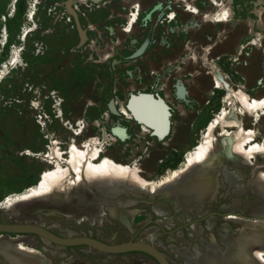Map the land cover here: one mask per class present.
<instances>
[{
  "label": "rangeland",
  "instance_id": "rangeland-1",
  "mask_svg": "<svg viewBox=\"0 0 264 264\" xmlns=\"http://www.w3.org/2000/svg\"><path fill=\"white\" fill-rule=\"evenodd\" d=\"M218 1L221 5L212 0H0V73H4L0 80V201L36 185L42 172L55 164V152L67 149L73 139L85 149L84 142L94 137L104 150L102 156L135 164L145 179H158L183 162L185 151L220 112L227 90L241 88L252 98L264 97V0ZM190 5L199 13L190 12ZM222 8L229 11V21L214 22L212 16ZM30 10L32 19L28 18ZM133 11L137 19L127 30ZM25 28L30 31L21 40ZM253 39L257 44L249 45ZM15 48H20L17 64L10 63ZM5 63L9 67L3 68ZM215 71L223 88L214 87ZM152 96L164 103L168 123L162 113L155 124L156 116L151 120L138 111L148 109L142 101ZM233 103L228 108L233 107L235 114L240 103L236 98ZM130 107L138 119L155 126L159 135L136 120ZM263 116L258 123L252 112L238 116L245 128L255 130L261 146ZM80 122L84 131L76 136ZM221 131V127L216 131L218 143ZM252 161L249 167H229L231 172H243L236 182L218 174V191L214 199L202 202L198 215L188 201L178 207L164 194L127 190L114 200H135L126 207L135 211L130 225L108 211L102 222L93 224L59 212L49 218L36 211V222L6 207H0V221L39 224L60 235H89L109 243L143 240L162 250L172 264H209L195 257L196 249L206 254L213 248L217 252L226 249L220 241V230L227 223L224 217L251 218L250 203L261 199L252 192L250 182L258 162L264 161ZM106 198L110 196L95 199ZM155 205L166 211L157 213ZM211 216L215 218L209 227ZM196 223L202 228L199 234L194 231ZM149 229L156 231L152 238L146 234ZM26 235L51 264H158L140 252L111 254L87 246L64 247ZM212 236L216 246L209 244ZM0 264H11L1 252Z\"/></svg>",
  "mask_w": 264,
  "mask_h": 264
},
{
  "label": "bare ground",
  "instance_id": "bare-ground-1",
  "mask_svg": "<svg viewBox=\"0 0 264 264\" xmlns=\"http://www.w3.org/2000/svg\"><path fill=\"white\" fill-rule=\"evenodd\" d=\"M212 2L221 5L218 0H212ZM188 10L195 14L199 13V9L191 5L188 6ZM137 14L135 11L132 12L127 30L133 26ZM229 16V11L222 8L212 16V20L226 23L229 21ZM173 17L170 16L171 19ZM28 18H33L32 10L29 11ZM29 31L30 29L26 28L23 30L21 40L26 38ZM5 41L6 30L4 27L2 43L4 44ZM248 44L256 45V39L251 40ZM19 49L13 50L10 63L17 64L20 61ZM7 66L6 63L3 64V68H7ZM2 74L4 73H0V80ZM213 82L216 88L224 87L217 71L213 73ZM234 98L238 99L240 103L235 114L232 110L233 107L228 108V105L234 104ZM145 101L147 102L145 99L142 102ZM223 103L220 112L209 121L202 131L201 138L192 148L185 151L183 162L177 167L169 169L158 179H145L135 164L117 163L106 155L102 156L104 150L97 144L99 142L94 137H90L84 142V145L87 146L85 149H80L73 139L67 149L55 152V164L52 168L42 172L36 185L7 195L0 201V207L14 211L25 220L36 222H38L36 211L49 218L54 212H59L78 222L89 220L92 224L96 221L102 222L106 214L105 211H108L110 216L130 225L135 217V211L126 207L133 206L135 200H114V198H118L119 194L125 193L127 190L129 192L142 190L148 193L164 194L174 200L178 207L181 203L188 201L189 205H192L191 211L196 215L201 214L199 206L202 202L214 199L218 191L219 184L216 180L218 174L223 173L226 180L233 183L240 178V175L242 176L243 172L240 169L231 172L229 167L234 164L241 168L249 167L253 162L252 158L264 161V143L262 146L258 144L255 130L245 128L243 121L241 122L238 117L252 112L254 122H257L261 115H264V97L252 98L239 88L238 90H227L223 97ZM136 105V103L133 104L134 107ZM138 111L146 114L148 119L156 116L155 124L160 121L161 109L149 106L146 110L138 109ZM122 112L127 115L126 110ZM59 113V115L62 114L60 109ZM79 125V129L75 128L76 136L84 131V125L81 122ZM219 127L222 128V131L219 133L218 143L216 131ZM215 141L217 145H215ZM64 155L67 156L64 157ZM210 159L213 160V165L207 164ZM188 171L194 178L192 184L184 182V178L181 177ZM71 175L72 178H70ZM252 176L250 182L252 192L261 198L259 201L250 203L252 217L227 214L224 217L227 223L220 230V241L225 243L226 249L217 252L211 246L213 249H210L206 254L197 248L195 257L199 261H209L207 262L209 264H264V202L261 201L264 199V164L261 165L258 162ZM100 195H108L110 198L98 202L95 198ZM236 204L239 207L241 203L237 201ZM94 207L95 212L92 210ZM224 208L228 209V206ZM155 210L157 213L166 211L165 207L161 205H155ZM214 218L211 216L208 219L209 227L213 226ZM232 225L237 226L238 229L232 231L230 227ZM193 227L196 234L202 230L198 223ZM155 233L154 229H149L146 232L150 238L154 237ZM209 244L217 245L213 236ZM0 252L3 258L11 264H51L41 251L30 244L26 234H0Z\"/></svg>",
  "mask_w": 264,
  "mask_h": 264
},
{
  "label": "water",
  "instance_id": "water-1",
  "mask_svg": "<svg viewBox=\"0 0 264 264\" xmlns=\"http://www.w3.org/2000/svg\"><path fill=\"white\" fill-rule=\"evenodd\" d=\"M70 11L73 14H75L71 8ZM181 177H183L184 180L187 179L191 181L194 180L192 174L189 171L185 172V174H183V176ZM150 195H156V194L150 193ZM0 232L14 233V234H33L43 237L48 241L60 246H64V247L87 246L111 254L141 252L151 257L158 264H172V262L168 259L167 255L162 250H160L158 247L154 246L153 244L143 240L130 239L128 241L119 242V243H109L89 235H72V236L60 235L42 225L26 223V222L0 221Z\"/></svg>",
  "mask_w": 264,
  "mask_h": 264
},
{
  "label": "crops",
  "instance_id": "crops-1",
  "mask_svg": "<svg viewBox=\"0 0 264 264\" xmlns=\"http://www.w3.org/2000/svg\"><path fill=\"white\" fill-rule=\"evenodd\" d=\"M146 103H147L146 106L149 105L150 107H153L154 109L155 108L156 109H161L163 116L166 115V118H167V111H166L165 105H164V103H162V101H160V99H157L154 96H152L150 99L149 98L147 99ZM128 104H130V100H129ZM129 109H131L132 112H134L133 111L134 110L133 107H130ZM134 114H135V116L137 118V114L135 112H134ZM138 118L136 120H138L141 124H142V122H144L146 125H148L150 127V129H151L150 132L155 133L157 136L159 135V134H157L155 132V126H153L149 121H147L146 119H143V120L141 119L140 120ZM167 123H168V118H167ZM168 127H169V124H167V129H166L167 132H168ZM167 132L165 134H163V137H165V135H167Z\"/></svg>",
  "mask_w": 264,
  "mask_h": 264
},
{
  "label": "built area",
  "instance_id": "built-area-1",
  "mask_svg": "<svg viewBox=\"0 0 264 264\" xmlns=\"http://www.w3.org/2000/svg\"><path fill=\"white\" fill-rule=\"evenodd\" d=\"M136 5H137V7H138L139 4H135V5H133V7L136 6ZM133 7H132V8H133ZM137 7L135 8L136 11H137ZM130 13H131V12H130ZM130 13H129V14H130ZM67 17H68V20H69V21L72 20V15H71L70 13H68V16H67ZM168 18L171 19L170 17H168ZM77 127H78V129H79L80 125L77 124ZM74 132H75V131H74Z\"/></svg>",
  "mask_w": 264,
  "mask_h": 264
},
{
  "label": "trees",
  "instance_id": "trees-1",
  "mask_svg": "<svg viewBox=\"0 0 264 264\" xmlns=\"http://www.w3.org/2000/svg\"><path fill=\"white\" fill-rule=\"evenodd\" d=\"M74 247H79V246H74ZM141 253V252H140ZM144 254V253H143ZM146 255V254H145Z\"/></svg>",
  "mask_w": 264,
  "mask_h": 264
},
{
  "label": "snow or ice",
  "instance_id": "snow-or-ice-1",
  "mask_svg": "<svg viewBox=\"0 0 264 264\" xmlns=\"http://www.w3.org/2000/svg\"><path fill=\"white\" fill-rule=\"evenodd\" d=\"M226 15V14H225Z\"/></svg>",
  "mask_w": 264,
  "mask_h": 264
}]
</instances>
